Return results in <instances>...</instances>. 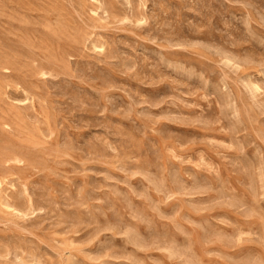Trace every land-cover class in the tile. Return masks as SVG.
I'll list each match as a JSON object with an SVG mask.
<instances>
[{
    "label": "rangeland",
    "instance_id": "1",
    "mask_svg": "<svg viewBox=\"0 0 264 264\" xmlns=\"http://www.w3.org/2000/svg\"><path fill=\"white\" fill-rule=\"evenodd\" d=\"M0 264H264V0H0Z\"/></svg>",
    "mask_w": 264,
    "mask_h": 264
},
{
    "label": "bare ground",
    "instance_id": "2",
    "mask_svg": "<svg viewBox=\"0 0 264 264\" xmlns=\"http://www.w3.org/2000/svg\"><path fill=\"white\" fill-rule=\"evenodd\" d=\"M16 160V159H15ZM17 161V160H16ZM13 162V161H12Z\"/></svg>",
    "mask_w": 264,
    "mask_h": 264
}]
</instances>
